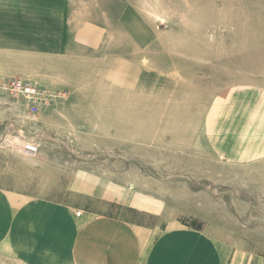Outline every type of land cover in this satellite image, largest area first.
Returning <instances> with one entry per match:
<instances>
[{"label": "rangeland", "instance_id": "obj_1", "mask_svg": "<svg viewBox=\"0 0 264 264\" xmlns=\"http://www.w3.org/2000/svg\"><path fill=\"white\" fill-rule=\"evenodd\" d=\"M69 2L70 26L84 38L98 29L104 42L96 50L97 65L81 63L68 83L61 81L62 62L43 64L49 74L57 72L54 77L43 71L45 79L42 61L25 54L0 64L1 82L20 80L47 94L31 114L33 101L0 90V147L27 160H17V186L1 187L65 201L72 197L69 189L83 187L65 184L83 172L113 191L115 199L103 207L114 216L161 229L175 220L228 248L230 258L264 257V157H237L264 154V139L238 144L240 133L215 129L218 118L228 125L237 110L243 117L251 106V115L258 112L256 130L264 133V110L241 97L214 108L231 87L253 85L264 97V0ZM122 8L128 10L123 21ZM106 51L123 58L126 68L104 63ZM11 69L13 77L3 75ZM68 104L78 109L67 110ZM212 107V141L202 151V124ZM31 147L49 153L48 163L31 165L25 159ZM0 162L6 164V156ZM128 203L161 214L125 208Z\"/></svg>", "mask_w": 264, "mask_h": 264}, {"label": "crops", "instance_id": "obj_2", "mask_svg": "<svg viewBox=\"0 0 264 264\" xmlns=\"http://www.w3.org/2000/svg\"><path fill=\"white\" fill-rule=\"evenodd\" d=\"M70 2L69 0H0V57H4L3 60L0 59V64H13L18 54H25L35 58L36 61H42L41 77L45 79L43 71L48 76H54L52 74L57 72L49 74V67L43 64L62 62L66 69H62L61 81L68 83L72 71L78 72L81 63L97 65L96 50L104 42L98 40V37H101L96 35L95 31L98 29L89 30L90 33L84 38L81 30L78 31V28L70 26L68 6ZM122 10L120 15L123 16V21L128 18L126 15L128 10L126 9L125 12L123 8ZM90 16L97 17L95 8L90 11ZM100 27V30L104 29ZM82 46L86 47V53L81 49ZM32 58L29 59L31 74H33ZM104 61L110 64H113V61L120 62L119 67L126 68L123 64L126 61L123 58L114 59L112 51L105 52ZM107 69L112 73V67ZM5 71L7 72L3 71V75L13 77L8 73L12 69ZM67 73L69 76L66 75ZM258 91L260 90L253 85L231 87L218 96L214 108L218 109L226 99L241 100V97L251 101L252 105L253 103L261 105L264 110V97L263 95L260 97ZM9 107L4 106L10 111L11 107ZM66 107L71 106L68 104ZM239 107L237 106L236 109ZM69 108L66 109H78ZM212 109L213 107L209 110L206 122L202 124V127L204 126L201 130L202 151L206 143L212 141L208 139ZM250 110L251 106L243 112V117H240V110H237V115L233 119L235 122L228 120V125H234L232 129L226 121H223L222 126L218 118L215 129L220 128L221 134L223 127V135L231 131L237 137L240 133V137L237 138L238 144L244 140L254 143L255 140L264 139V133H259L255 126L258 122L255 119L258 112L251 115L252 110ZM6 121L10 123V120ZM258 129L261 130L262 127ZM237 139H234L236 143ZM259 143L264 147V143L262 144L260 140ZM31 151L32 155L25 158L31 160V165L48 163L49 153L36 154V150L32 147ZM2 155L6 156L7 163L0 162V263L1 257L4 256L5 264H264V257L251 253L241 256L242 258L238 254H233L230 258L228 248L220 246L201 230L181 227L175 220H171L164 229H161L156 226L157 224L142 226L125 220L124 217L108 213L103 204L115 199L113 191L105 192L99 179L86 178L83 172H76L77 176H73L70 182L65 184V186H83L78 190L73 187L69 189L68 194H72V197L68 196L65 201L33 197L1 187L17 186L15 179L17 160L24 158L20 157L21 155L17 158L9 152L5 154L0 147V160ZM237 157L247 161L262 158L264 154ZM23 161L27 160L23 159ZM21 164L22 162L19 163ZM125 205V208L145 211L150 215L161 214L160 209L154 211L129 203ZM78 211L81 212L80 216H76Z\"/></svg>", "mask_w": 264, "mask_h": 264}, {"label": "built area", "instance_id": "obj_3", "mask_svg": "<svg viewBox=\"0 0 264 264\" xmlns=\"http://www.w3.org/2000/svg\"><path fill=\"white\" fill-rule=\"evenodd\" d=\"M0 90L7 92L12 95H23L27 99L34 102V107H32L33 111L31 114H36L38 108L44 103L47 94L42 92L30 84H26L20 80H13L11 82H1L0 81ZM81 212H77V216H80Z\"/></svg>", "mask_w": 264, "mask_h": 264}]
</instances>
